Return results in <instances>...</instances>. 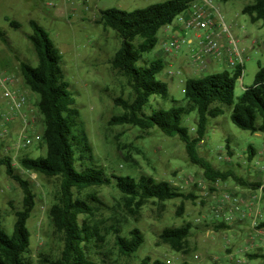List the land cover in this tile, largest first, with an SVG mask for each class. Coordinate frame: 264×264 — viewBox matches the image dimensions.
I'll return each mask as SVG.
<instances>
[{"label": "rangeland", "instance_id": "rangeland-1", "mask_svg": "<svg viewBox=\"0 0 264 264\" xmlns=\"http://www.w3.org/2000/svg\"><path fill=\"white\" fill-rule=\"evenodd\" d=\"M168 0H90L88 9L80 5L57 6L50 8L42 0H0V31L5 35L6 43L0 37V69L12 74L22 82L19 65L22 62L37 66L38 60L28 37L33 34L31 21L37 22L48 34L49 39L62 55L64 79L69 84V91L75 99V106L80 111V120L88 135L97 163L109 174L133 177L148 175L158 181H166L180 192L195 196L194 200L176 199L165 203L149 202L136 219L128 217L123 210V201L113 186H103L87 191L98 195L101 204L95 216L90 219L106 236V244L101 254L96 256L100 264H142L149 258L150 264L159 260L166 264H247L248 254H264V248L254 244L252 218L248 216L242 222H235L229 230L214 229L219 222L213 211L216 199L205 196L204 187L209 183L204 178L203 170L191 163L184 144L177 138L165 137L157 130L143 133L136 128L110 126L113 116L121 114L114 100L131 98V90L124 78L113 70L111 60L120 47L116 32L97 24L100 12L108 9L135 11L160 4ZM253 0H213L219 7L214 15L222 25L225 23L230 33L246 49L243 55L244 73L236 82L235 95L239 97L246 88L254 85L259 66H264V23L253 22L251 17L243 14V9ZM15 21L21 24L16 30L10 26ZM202 34L201 32H199ZM170 34L159 32V44L154 51L146 55V60L161 59L164 71L159 80L168 85L170 100L167 102L153 99L164 108L186 104L184 88L191 78L192 62L189 44L181 46L172 53L163 52V41ZM198 33L188 31L187 38L196 40ZM169 41V39H168ZM191 48V49H190ZM177 61L172 59L177 56ZM213 69L211 73H214ZM232 73V70H228ZM174 72V76H169ZM207 76L208 73L201 74ZM32 105L39 97L23 87ZM173 101H176L174 103ZM5 101L0 95V109L5 108ZM225 114L212 120L207 130L204 143L198 147L199 155L220 171H231L245 182H264V134L251 133L235 126L231 120L232 109L224 107ZM30 119L36 121L38 111ZM185 126L192 137L196 136L197 115L185 118ZM262 123L260 117L257 124ZM21 131L20 126L13 129ZM43 126L32 123L25 130V135L33 145L15 155L11 151L2 152V156L11 157L17 173L31 183L37 196L36 207L28 222L31 233L30 261L32 264H51L60 257L63 249L62 236L52 225L49 211L60 191V179L50 178L25 170L20 165L24 156L39 158L46 149L41 147ZM11 141L8 147H11ZM254 155L251 157V152ZM229 189L220 191H238L250 196L256 193L261 197L256 209L264 219V193L241 187L233 180L226 182ZM218 188V187H217ZM216 189V188H215ZM24 194L20 186L7 174L5 167L0 166V220L3 228L11 235L16 221V212L23 209ZM180 208L183 214L179 215ZM242 211L248 208L242 206ZM252 215V214H251ZM85 217H81L84 220ZM187 223L192 224L189 238V253L178 254L169 246L160 243L159 236L169 228H179ZM264 221H261L258 229ZM122 227V233L138 228L144 234L145 241L139 251L131 258L120 255L115 245L113 230ZM120 228V227H119ZM258 240V238H257ZM254 245V246H253ZM264 246V242H261ZM46 260L48 262H46ZM264 260L251 261L258 264Z\"/></svg>", "mask_w": 264, "mask_h": 264}, {"label": "trees", "instance_id": "trees-1", "mask_svg": "<svg viewBox=\"0 0 264 264\" xmlns=\"http://www.w3.org/2000/svg\"><path fill=\"white\" fill-rule=\"evenodd\" d=\"M195 1L168 0L131 12L118 9L100 12L96 23L116 32L120 40V47L111 60V66L116 74L126 80L131 90V98L114 100L122 112L113 116L109 125L129 126L143 133L157 130L165 137L177 138L184 144L191 163L203 170L210 192L216 190V183L233 178L241 187L262 190L264 193L262 184L248 183L231 171L216 169L198 151L200 143L205 141L210 122L225 114L224 107L232 109L231 120L239 129L264 134V66H259L254 85L246 88L239 97H236L235 89L236 82L242 78L243 67L240 65L232 73L224 71L189 78L184 88V106L166 109L158 101L156 105L152 104L153 99L169 101L170 93L168 85L159 80L164 71V62L161 59L148 61L146 55L152 53L159 44V32L171 27L177 17ZM243 14L250 16L253 22L264 23V0H253L244 7ZM10 26L16 30L21 29V24L15 21L10 22ZM30 26L33 34L28 39L38 63L32 66L22 62L19 71L24 87L39 97L35 108L39 123L43 126L41 147L46 149V153L36 159L24 156L20 159V165L38 175L60 179V191L49 215L55 231L62 236L63 249L60 257L51 261V264H100L96 256H104L101 251L108 233H103L90 222L98 211L94 203L101 204V201L98 195L87 191L113 186L122 197L124 212L133 219L139 216L149 202L194 200L195 196L186 195L170 183L158 181L152 176L109 174L97 163L80 120V111L64 79L62 55L37 22L31 21ZM0 37L6 43L1 31ZM193 113L197 115L195 137L191 136L185 126V118ZM260 117L262 123L258 125ZM2 152L0 146V166L5 167L6 174L20 186L24 198L23 209L15 214L16 221L11 235L3 228L0 220V264H32L31 233L27 225L36 207L37 196L31 183L17 173L11 157L2 156ZM253 155L252 151L250 156ZM182 214L183 208H180L179 215ZM81 217L85 219L81 220ZM218 222L219 225H215L214 229H230L224 221ZM119 227L113 230L116 248L120 255L131 258L143 245L144 234L140 229L133 228L124 235L123 226ZM260 228H264V223ZM191 234L192 224L187 223L179 228L164 230L159 240L174 252L186 255L189 253ZM248 258L250 261L264 260V254H248ZM142 264H150V259H145ZM152 264L166 263L156 260Z\"/></svg>", "mask_w": 264, "mask_h": 264}, {"label": "built area", "instance_id": "built-area-1", "mask_svg": "<svg viewBox=\"0 0 264 264\" xmlns=\"http://www.w3.org/2000/svg\"><path fill=\"white\" fill-rule=\"evenodd\" d=\"M46 6L54 8L58 2H63V6L80 5L88 9L90 0H42ZM219 13V7L215 6L213 0H196L191 4L190 8L179 15L175 20L172 28L178 30L181 35L179 38H173L165 48L166 52L178 51L181 46L188 43L187 32L196 31L198 33V45L191 47V59L196 66L202 69L206 68V62L209 60H218L223 56V46L221 41L226 35L230 50V64L239 62L242 66L244 59L242 52L239 50L238 41L230 33L225 23L220 25L215 16ZM201 32L202 34H200ZM234 56V57H233ZM236 58V59H235ZM169 76H174V72H169ZM23 81L17 77L8 74L0 69V95L5 101V108L0 109V146L5 153L12 152L18 155L21 151L33 145L32 140L25 135V130L29 125L39 122L30 119L36 113L35 105H32L25 92H23ZM20 126L21 131L13 134V129ZM11 141L12 146L8 147ZM203 143V142H202ZM205 196H213L217 201L216 208L213 211L215 220L224 221L226 224H233L237 221L247 218L242 206L248 208L249 216L252 218V229L254 232L264 235V229H258L260 214L256 209L257 204L261 201V197L252 193L249 198H245L235 191H220L217 187L214 192L204 187ZM262 191V190H260ZM252 214V215H251ZM240 215V218L237 217ZM241 219V220H240ZM247 261V264H251Z\"/></svg>", "mask_w": 264, "mask_h": 264}, {"label": "crops", "instance_id": "crops-1", "mask_svg": "<svg viewBox=\"0 0 264 264\" xmlns=\"http://www.w3.org/2000/svg\"><path fill=\"white\" fill-rule=\"evenodd\" d=\"M163 30L170 34L167 37V40L163 41V52L164 53H168V52L165 51V48L167 47L168 43L173 38H179L180 35H181V33L178 30L172 28V26L171 27H167V28H165ZM196 37H197L196 40L193 39V38H187L186 37L187 40H188V43L187 44H189V47H193L194 45H196V46L198 45V35ZM168 39H169V41H168ZM221 42H222L221 45L223 46V56H222V58L221 59H218V60H209V61H207L206 62V68L205 69H202L201 67L196 66L193 63V61H192V59L190 57V60L192 61L190 63H192V65H193L192 66V71H191V74H190L191 75V78L204 77V75L201 76V74H205V73H208V75H210V74H215V73H221V72L228 71V70L234 71L237 68V66H239V62L238 61L235 62L233 65L230 64V58H231L230 57V50H231V46L229 45V41H228L226 35L223 36ZM238 47H239V50L242 52V56H243L246 47L245 46H241L240 41H238ZM172 52L173 51H171L169 53H172ZM178 59H179V57H178V53H177V56H175L172 59V61H177ZM242 67H243V73H244V65H242ZM213 69H215L214 71H216V70L217 71L214 72V73H211V71ZM243 73H242V76H243ZM256 183H260V184H262V186H264V182L257 181ZM216 187H218L219 190H221L222 188H225V189H229L230 188V187H227L226 186V183H223V182L216 183ZM232 191H235V190H232ZM235 192H238V191H235ZM240 194L242 196H244L245 198H249V196H247V194L244 193V192H242ZM246 214H247V212H246ZM248 216H249V213H248ZM237 217L240 218V215H238ZM242 221L243 220H241L239 222H242ZM261 221H264V219H262L261 216H260V219H259V222L258 223L260 224ZM251 225H252V223H251ZM254 235H255V238H256V240L254 239L255 247H257V248H264V246L261 245V242H264V235H261V234L256 233V232H254ZM257 238H258V240H257ZM258 264H264V261H261Z\"/></svg>", "mask_w": 264, "mask_h": 264}]
</instances>
